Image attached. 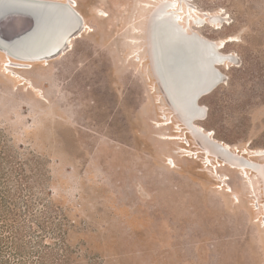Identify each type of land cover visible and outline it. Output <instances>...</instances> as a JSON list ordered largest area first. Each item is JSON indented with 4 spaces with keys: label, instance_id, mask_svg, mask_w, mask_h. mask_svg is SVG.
<instances>
[{
    "label": "rangeland",
    "instance_id": "1",
    "mask_svg": "<svg viewBox=\"0 0 264 264\" xmlns=\"http://www.w3.org/2000/svg\"><path fill=\"white\" fill-rule=\"evenodd\" d=\"M28 1L56 21L0 36V248L27 227L59 264H264V0Z\"/></svg>",
    "mask_w": 264,
    "mask_h": 264
},
{
    "label": "bare ground",
    "instance_id": "2",
    "mask_svg": "<svg viewBox=\"0 0 264 264\" xmlns=\"http://www.w3.org/2000/svg\"><path fill=\"white\" fill-rule=\"evenodd\" d=\"M40 1H43V0H40ZM45 1V0H44ZM52 1H55L56 3H60V4H65V3H67L68 4V7H70L69 6V4L70 3H68L69 1L68 0H52ZM75 2V1H74ZM166 2V1H165ZM165 2H164V4H165ZM174 3V2H173ZM77 4V3H76ZM19 6H17V8L15 9V11L16 12H28V13H31V14H34V15H36V19H37V21H36V25L32 28V29H28V31H26L25 33H23V34H18L17 35V37L16 38H14V39H12V40H10V38H5V37H3V38H5L9 43H11V44H21V43H28L33 37H35L37 34H38V32H40L39 30H41V26H43L45 23H50V24H52V23H54L55 21H56V14L54 13V8H52L51 7V9H50V12L48 13V16H47V18H45L44 16H39L40 14H39V12H38V9H39V7H41V3H38V2H33V1H28V0H26V1H23V2H20L19 4H18ZM59 5V4H58ZM67 6V5H66ZM75 6V5H74ZM170 7H171V5H170ZM169 7V8H170ZM173 7V6H172ZM71 8V7H70ZM72 12V15L74 14V13H76L77 14V16H80V15H78V12L75 10L74 11V9H72L71 10ZM154 12H156V11H154ZM153 12V13H154ZM207 14V13H206ZM166 16V18L168 17L170 20H171V18H172V20H174L177 24H179V26H180V28L182 29V31L184 32V33H186V34H196V36H199L200 37V35H198L197 33H190L191 31L188 29V25H186V24H184V22L180 19V17H178V15L177 16H175V13L174 12H171V8L166 12V14H165ZM17 17L16 18H13V21L14 22H19V21H21L22 19H23V16H19V15H16ZM180 16V15H179ZM189 16H191V13H190V15ZM171 17V18H170ZM192 17V16H191ZM190 17V18H191ZM152 18V17H151ZM11 18H6V17H4L3 18V21H8V20H10ZM81 19H82V17H81ZM79 20H80V17H79ZM79 20H78V22L77 23H79ZM153 20V19H152ZM205 20V19H204ZM81 21V20H80ZM224 21V20H223ZM205 22H206V20H205ZM84 23V22H83ZM150 24V23H149ZM77 25V24H76ZM80 26H81V22H80ZM80 26H79V28H80ZM84 26H86V25H84V24H82V27H84ZM77 27H78V25H77ZM76 27V31H77V28ZM67 31V28L66 27H60V30H59V32L58 33H60L62 36H65V32ZM81 31H82V28H81ZM84 31V30H83ZM82 31V32H83ZM152 31H154V30H152ZM161 31V30H160ZM166 31V30H165ZM175 31V30H174ZM160 33V32H159ZM169 33V32H168ZM75 34V33H74ZM78 34V33H77ZM77 34H75V35H77ZM154 34V33H153ZM162 34H165V33H161V35ZM73 35V34H72ZM71 35V36H72ZM81 35V34H80ZM1 36V35H0ZM78 36V35H77ZM196 36H193L194 38H192L191 37V39H193V41H194V43H198V45L200 44H204V41L201 39L202 38V36H201V38H197ZM69 37V36H68ZM76 37V36H75ZM164 37H165V35H164ZM174 37V36H173ZM71 38V37H70ZM70 38H69V42H70ZM168 38L170 39V37L168 36ZM161 39H162V37H161ZM161 39H160V41H161ZM174 39V38H173ZM178 39V38H177ZM185 39H187V38H185ZM233 38H229V39H227V40H224L223 42L224 43H226L227 41H231ZM234 40V39H233ZM68 41V40H67ZM66 42V41H65ZM68 42V43H69ZM154 42V41H153ZM162 42V41H161ZM172 42V41H171ZM173 42H174V40H173ZM179 42V41H178ZM165 44H166V42H164ZM163 43V44H164ZM168 43V42H167ZM66 44H67V42H66ZM70 45H72V41L70 42V44H69V46ZM152 45V44H151ZM215 45H216V42L215 43H211L210 45H209V48L211 47H215ZM34 46V45H33ZM169 46V45H168ZM167 46V48L169 49V47ZM183 46V45H182ZM222 46V45H221ZM221 46H218V48L220 47L221 48ZM60 47V46H59ZM63 47V46H62ZM61 47V48H62ZM68 47V46H67ZM67 47H64V48H67ZM175 47V46H174ZM201 47V46H200ZM199 47V48H200ZM204 47V46H203ZM166 48V49H167ZM178 48V47H177ZM219 48V49H220ZM6 49V48H5ZM58 49V48H57ZM56 49V50H57ZM68 49V48H67ZM176 49V48H175ZM202 49V48H201ZM206 49V48H205ZM62 50V49H61ZM6 51V50H5ZM151 51H153V50H151ZM157 51V50H156ZM159 51V50H158ZM177 51V50H176ZM189 51V50H188ZM199 51H201V50H199ZM204 51V50H203ZM206 51V50H205ZM11 52V51H10ZM59 52V51H58ZM62 52V51H61ZM60 52V53H61ZM163 52V51H162ZM183 52V51H182ZM191 52V51H190ZM189 52V53H190ZM214 52V51H213ZM9 53V52H8ZM7 53V54H8ZM57 53V52H56ZM56 53H53V54H56ZM64 53V52H63ZM165 53V52H164ZM193 53H194V51H193ZM201 53V52H200ZM220 53V52H219ZM202 54V53H201ZM208 54H209V52H208ZM10 55H12V54H10ZM52 55V54H51ZM167 55V54H166ZM198 55H200V54H198ZM54 56V55H53ZM174 56V55H173ZM176 56V55H175ZM45 57V56H44ZM56 57V56H55ZM169 57V56H168ZM178 59H177V64H182L183 62H184V58L182 57V56H179V57H177ZM188 58V57H187ZM22 59V58H21ZM50 59V58H49ZM176 59V58H175ZM198 59V58H197ZM202 59V58H201ZM26 60V59H25ZM40 60V59H39ZM192 60V59H191ZM194 61V60H193ZM210 61V60H209ZM209 61H207L206 63H208ZM230 61V60H229ZM154 62H156V58H155V61ZM45 63H47V61L45 62ZM160 63V62H159ZM185 63V62H184ZM183 63V64H184ZM187 63V62H186ZM197 63V62H196ZM217 63V62H216ZM157 64V63H156ZM173 64V63H172ZM182 64V65H183ZM219 64V63H218ZM221 64V63H220ZM237 64V63H236ZM195 65V64H194ZM210 65V64H209ZM212 65V64H211ZM176 66V65H175ZM207 66V65H206ZM213 66V65H212ZM187 67V66H186ZM194 67V66H193ZM175 68H177V67H175ZM211 68V67H210ZM195 69V71H196V68H194ZM217 69V68H216ZM156 70H157V68H156ZM167 70H168V68H167ZM154 71H155V68H154ZM158 72V71H157ZM160 74V73H159ZM173 73L171 72V75H172ZM175 74V73H174ZM177 74V73H176ZM18 75V74H17ZM157 75V74H156ZM170 75V74H169ZM160 76V75H159ZM222 76V75H221ZM220 76V77H221ZM158 77V76H157ZM172 77V76H171ZM170 77V78H171ZM173 77H174V75H173ZM191 77V76H190ZM210 77V76H209ZM212 77V76H211ZM211 77H210V79H211ZM224 77V76H223ZM226 77V76H225ZM175 78V77H174ZM187 78H188V76H187ZM172 79V78H171ZM212 80V79H211ZM214 80V79H213ZM221 80V79H220ZM224 80H225V78H224ZM171 81H173V79L171 80ZM175 81V80H174ZM205 81V80H204ZM216 81V80H215ZM194 83H195V81H193ZM175 83V82H174ZM33 84V83H32ZM162 84V83H161ZM170 84V83H169ZM196 84V83H195ZM216 84V83H215ZM168 85V84H167ZM175 85V84H174ZM173 86V85H172ZM179 86V85H178ZM181 87H183V86H181ZM180 87V88H181ZM195 87V86H194ZM205 87V86H204ZM203 87V88H204ZM166 88V87H165ZM173 88H174V86H173ZM173 88H172V90H173ZM179 88V87H178ZM177 88V89H178ZM179 88V89H180ZM184 88V87H183ZM183 88H181V89H183ZM186 89H187V87H185ZM170 89V88H169ZM178 89V90H179ZM191 90V89H190ZM212 90V89H211ZM210 90V91H211ZM174 92H175V90H173ZM179 92H181V90H179ZM207 93V92H206ZM208 93H210V92H208ZM179 94V93H178ZM205 95V94H204ZM178 96V95H177ZM181 96V95H180ZM181 99V98H180ZM195 99V98H194ZM183 100V99H182ZM182 100L180 101V102H182ZM171 101V100H170ZM169 100H168V102H170ZM194 100L193 99H191V103L193 102ZM172 102V101H171ZM190 103V102H189ZM172 104V103H171ZM180 104V103H179ZM197 104H199V103H197ZM171 107L173 108H175V106H173V105H171ZM204 107V106H203ZM195 108V107H194ZM183 110H184V108H183ZM178 112V111H177ZM176 113V112H175ZM178 114V113H177ZM180 114V113H179ZM204 114V113H203ZM200 119V118H199ZM205 119V118H204ZM203 120V119H202ZM185 121V120H184ZM183 123H186V122H183ZM188 126V125H187ZM194 126H196V125H194ZM197 127V126H196ZM199 128V127H198ZM201 128V127H200ZM202 129V128H201ZM204 129V128H203ZM198 130H200V129H198ZM191 131H193L192 129H191ZM200 133V132H199ZM198 133V134H199ZM207 136V135H206ZM210 136V135H209ZM195 137V136H194ZM202 137V136H201ZM213 137V136H212ZM175 138V137H174ZM177 138V137H176ZM212 139V138H211ZM210 140V139H209ZM218 141V140H217ZM204 142V141H203ZM213 143V142H212ZM204 144V143H203ZM206 144H208V143H206ZM202 145V144H201ZM216 145H218L221 149V151L222 152H225L224 154H226V152H229V153H232V154H240L241 156L243 155V156H245V155H247V154H249V151H247V150H245L244 152H242V153H240L239 151L240 150H236L235 148H232L231 146H227V145H225V143H223L222 141H220L218 144H216ZM205 146V145H204ZM211 146V145H210ZM202 148H203V146H201ZM211 148V147H210ZM204 149H205V147H204ZM218 149V148H217ZM238 149V148H237ZM208 150H209V148H208ZM208 150H207V153H208ZM213 150V149H212ZM215 150V149H214ZM237 151V152H236ZM210 152V151H209ZM262 153V152H261ZM211 154V153H210ZM256 155H260V154H252L251 153V157H253V156H256ZM239 156V155H238ZM242 156V157H243ZM196 157V156H195ZM208 157V156H207ZM230 157V156H229ZM229 157H227V158H229ZM220 158V157H219ZM223 158V157H222ZM221 158V159H222ZM237 158V157H236ZM239 158V157H238ZM238 158L236 159V160H238ZM244 158V157H243ZM199 159V158H198ZM218 159V158H217ZM235 159V158H234ZM240 159V158H239ZM225 160V162H227L226 161V159H224ZM228 160V159H227ZM230 160H232L231 158H230ZM244 160V159H243ZM201 161V160H200ZM218 162V161H217ZM255 162V161H254ZM211 163V162H210ZM258 163V162H257ZM212 164V163H211ZM221 164V163H220ZM233 164V161H232V163H231V165ZM236 165L238 164V163H235ZM250 164V163H249ZM234 165V164H233ZM216 167V166H215ZM233 167H236V166H233ZM238 167H240V166H238ZM244 167V166H243ZM247 167V166H246ZM264 168V167H263ZM216 169V168H215ZM245 169V168H244ZM243 169V170H244ZM255 169V168H254ZM217 171V170H216ZM256 171V170H255ZM252 172V171H251ZM260 172H261V169H260ZM246 173V172H245ZM258 173H259V170H258ZM262 173H264V172H262ZM247 175V174H246ZM247 176H249V175H247ZM250 178V177H249ZM264 180V179H263ZM252 182V181H251Z\"/></svg>",
    "mask_w": 264,
    "mask_h": 264
},
{
    "label": "trees",
    "instance_id": "3",
    "mask_svg": "<svg viewBox=\"0 0 264 264\" xmlns=\"http://www.w3.org/2000/svg\"><path fill=\"white\" fill-rule=\"evenodd\" d=\"M26 225H22L25 228ZM44 228V226H43ZM27 227L25 230L14 228L10 232V245L6 249L0 248V264H59L56 258L49 254V250L43 249L39 244V249L36 246L30 248V240L27 238ZM35 233V231H29ZM4 236H0V241ZM40 243V240H38ZM7 252V258L6 257ZM37 254V255H35ZM50 256V257H49Z\"/></svg>",
    "mask_w": 264,
    "mask_h": 264
},
{
    "label": "water",
    "instance_id": "4",
    "mask_svg": "<svg viewBox=\"0 0 264 264\" xmlns=\"http://www.w3.org/2000/svg\"><path fill=\"white\" fill-rule=\"evenodd\" d=\"M9 11L7 8H3L0 6V12L1 11ZM7 15H21L23 16V19L19 22H14L13 18H11L8 21H3L4 15L0 14V35L5 38H10V40L17 37L18 34H23L28 29H32L37 23L36 15L28 13V12H13L9 11ZM4 16V17H3ZM66 39L61 43L60 46H63ZM60 49V48H59ZM58 49V50H59Z\"/></svg>",
    "mask_w": 264,
    "mask_h": 264
}]
</instances>
